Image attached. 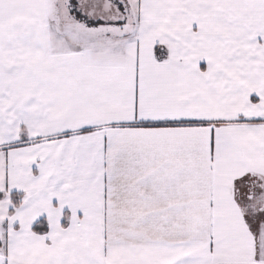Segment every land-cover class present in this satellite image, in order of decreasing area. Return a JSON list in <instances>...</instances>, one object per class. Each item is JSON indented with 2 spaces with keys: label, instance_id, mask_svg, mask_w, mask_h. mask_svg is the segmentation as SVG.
Listing matches in <instances>:
<instances>
[{
  "label": "snow or ice",
  "instance_id": "snow-or-ice-1",
  "mask_svg": "<svg viewBox=\"0 0 264 264\" xmlns=\"http://www.w3.org/2000/svg\"><path fill=\"white\" fill-rule=\"evenodd\" d=\"M0 264H264V0H0Z\"/></svg>",
  "mask_w": 264,
  "mask_h": 264
}]
</instances>
